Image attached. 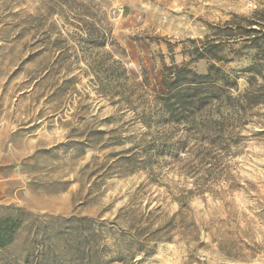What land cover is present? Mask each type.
Here are the masks:
<instances>
[{
	"label": "rangeland",
	"instance_id": "374dc122",
	"mask_svg": "<svg viewBox=\"0 0 264 264\" xmlns=\"http://www.w3.org/2000/svg\"><path fill=\"white\" fill-rule=\"evenodd\" d=\"M262 3L0 0V218L22 211L41 221L98 220L113 230L97 244L108 248L106 261L121 251L125 264H264V108L238 131L222 177L207 178L205 193L190 196L195 179L166 167L150 174L136 160L124 161L147 130L100 91L82 53L91 16L109 39L89 50H112L131 77L141 80L145 70L154 82L162 60L188 61L185 41L202 39L207 24L250 16ZM192 68L205 73L207 65ZM181 192L189 198L178 216ZM124 215L142 220L137 231H129ZM172 219L171 240L155 239ZM26 238L23 230L13 253L24 254ZM145 239L142 249L137 244Z\"/></svg>",
	"mask_w": 264,
	"mask_h": 264
},
{
	"label": "trees",
	"instance_id": "16d2710c",
	"mask_svg": "<svg viewBox=\"0 0 264 264\" xmlns=\"http://www.w3.org/2000/svg\"><path fill=\"white\" fill-rule=\"evenodd\" d=\"M87 17L82 53L88 57L100 91L115 100V105L134 112L147 130L132 159L124 161L136 160L137 167L150 174L163 167L176 171L196 180L199 188L189 192L190 196L204 194L207 178L222 177L224 157L241 139L238 131L248 124L255 109L264 108V3L250 16L232 14L223 23L207 24L202 39L185 41L181 55L188 61L177 65L173 56L170 64L162 60L160 77L154 82L145 70L141 80L131 77L112 50L103 55L90 51L92 46L105 48L109 34ZM167 47L172 53L173 46L168 43ZM199 62L206 63L205 73L192 68ZM241 80L247 84L242 91ZM188 198L183 192L176 198L181 206L178 216ZM18 213L0 218V264L128 263L121 251L109 261L104 259L108 248L99 249L97 244L113 230L98 225V220L41 221L26 212ZM119 220L123 216H117L116 222ZM173 220L153 237L171 240ZM123 221L131 232L137 231L142 220L124 215ZM182 228L184 236L190 237L186 234L189 227ZM23 230L27 233L24 254L13 253ZM148 241L137 245L143 249Z\"/></svg>",
	"mask_w": 264,
	"mask_h": 264
}]
</instances>
